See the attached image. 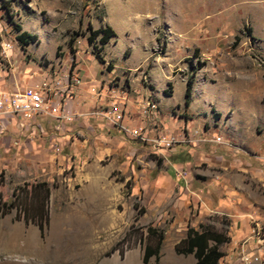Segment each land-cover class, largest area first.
Masks as SVG:
<instances>
[{
	"label": "rangeland",
	"instance_id": "rangeland-1",
	"mask_svg": "<svg viewBox=\"0 0 264 264\" xmlns=\"http://www.w3.org/2000/svg\"><path fill=\"white\" fill-rule=\"evenodd\" d=\"M88 24L114 33L103 45L88 44ZM17 25L37 37L23 50ZM6 39L11 50L3 47ZM11 54L14 71L29 59L59 61L82 75L90 68L106 85L107 102L116 94L136 104L130 115L154 99L157 126L181 139L154 152L140 139L81 119L72 122L76 145L63 140L60 152L48 151L49 137L14 134L8 144L0 137V264H127L131 258L144 264L149 226L163 240L159 258L147 264H193L174 244L188 225L210 220L230 236L219 264H264V0H0V56ZM98 108L103 111L102 105L91 110ZM85 136L97 141L95 155L82 145ZM180 155L187 164L174 160ZM88 166L107 177L103 194L90 192ZM160 175L167 181L158 186ZM33 182H47L50 190L43 232L11 204ZM201 202L208 207L198 216ZM35 243L45 250H31ZM19 245L26 255L16 251ZM248 255L259 260L241 259Z\"/></svg>",
	"mask_w": 264,
	"mask_h": 264
},
{
	"label": "built area",
	"instance_id": "built-area-1",
	"mask_svg": "<svg viewBox=\"0 0 264 264\" xmlns=\"http://www.w3.org/2000/svg\"><path fill=\"white\" fill-rule=\"evenodd\" d=\"M5 50H11V39L3 42ZM11 58L8 55L0 56V134L5 128V119L15 117L18 120L32 123L37 116H44L56 121H71L72 114L66 106L67 100L73 99L76 88L82 83L81 77L70 66L68 68L60 67L56 72H47L41 81L35 86L18 87L9 90L2 83L5 73L9 71L8 65ZM121 96L120 104H111L108 102L103 106V111L91 110L88 116L94 117L107 123L110 126L118 128L128 137L140 139L147 143L152 151L158 152L169 149L180 140L178 134L161 128H155L151 132L147 128V121L152 117H157L159 113H154V107L145 103L139 111L136 121L131 124L126 122L129 117L130 103L126 95ZM185 137V135H183ZM183 138V137H182ZM218 142H222L217 138ZM54 150L60 152V147L54 145ZM258 261L259 256H242V260Z\"/></svg>",
	"mask_w": 264,
	"mask_h": 264
},
{
	"label": "crops",
	"instance_id": "crops-1",
	"mask_svg": "<svg viewBox=\"0 0 264 264\" xmlns=\"http://www.w3.org/2000/svg\"><path fill=\"white\" fill-rule=\"evenodd\" d=\"M10 57H12V59L14 61L17 59V58L13 57V54H11ZM19 62H22V59ZM59 67H62L64 69V68H68L69 66L66 67L64 63L61 64L59 61L55 62V63L48 62L47 64H45V63L40 64L38 62H35L34 59H29L25 62V64L23 65V69L20 71H14L15 67L13 69L10 68L9 71H7V73H5L2 85L6 89H9V90L15 89L16 86H18V87L35 86L41 81L43 76L48 71H50V70L55 71ZM70 67L72 68V66H70ZM74 70L77 71L78 75L81 78L83 77L84 80L82 79L83 80L82 83L76 88L75 94H73V99L67 100L66 106L68 108V111L71 114H72L73 109L77 111V112H75L76 114H72L73 118L71 121H56L54 119H50V118H47L44 116H37L35 118V120L29 124L28 121L18 120L15 117H8L7 119H5L6 125H5V128L3 129L2 133L0 134V137L6 138L5 141H7L6 143L8 144V139H14V138H12V135H14V134L20 135V134H23V133L25 134V133L29 132L30 134L33 135L32 138H35V136H37V135H38V137L43 136L44 139H45V137L47 139L49 137L50 138L49 146H48L49 148L47 147L49 152L54 151L53 146L57 145V144L61 145V141H63V140H67L68 146H70L72 148L76 145L75 140L78 139L77 137L73 136L75 134H72V122L76 121V120L78 121L79 119H81L84 122H87V125L90 127H91V125L88 124V122H89V120H92L94 122L99 123V125H101L103 127H106V128L108 127V129H111V132H119L123 136H125V134H123V132H121L118 128L110 126L107 123L100 121L97 118L90 117L86 113L88 110H91V109H93L99 105L104 106V104H107L108 102H110L111 104H120L121 103V96L114 94L111 96V99L107 102L109 92H107L106 85L103 87L101 86L100 82L97 80V79H99V77H97V74H95V72H92V70H90V68H89V70L86 74L87 76H86V75H82L81 72L78 71V69L76 67L74 68ZM138 99L139 98L137 97V100ZM76 102H77V104H76ZM148 104L150 106H155L156 103L153 99V100H149ZM135 105H134V107H135ZM131 107H133V106H129V117L126 118V122L133 124L136 121L137 115L132 114V113L130 115V108ZM134 107H133V110L136 112V107L135 108ZM99 108L102 109V107H99ZM99 108L95 109V111H99L100 110ZM155 109L158 111L157 108H155ZM156 110L154 111V113H157ZM76 115L82 116L83 118L78 117V119H77ZM160 121H162V120H160V118H158V116L152 117L151 119H149L147 121V128L151 132H155V128H161V126H157V122H160ZM77 124H80V123H77ZM93 134L95 135V132ZM114 136L115 137L112 139L120 140V138L117 135H114ZM103 137L106 138V136H103ZM111 137L112 136H109V138H111ZM90 138H91L90 136H85V138L83 139L82 145L84 147H86L85 149H86L87 153H93V155H95L96 153H95L94 149L96 147V144H94V142L97 143V141L93 140V142L90 143ZM16 139H18V138H16ZM11 144L12 143L4 146L3 151L5 153L6 152L8 153L9 151H11V149H12ZM17 144H18V147L21 148L22 145H19V143H17ZM105 151H112V148H110V150H109V148L105 147ZM104 153H107V152H104ZM68 161H69V159H68ZM187 161H188V158L185 161H180V162H186V164H187L188 163ZM90 164H93V162H91ZM94 166L97 167V164H95ZM88 167L90 168V170H88L86 168L87 170L84 174L88 178H91V180H90L91 187L89 189L90 192L95 193V194H103L104 192H106L103 187H105V185L108 183L107 177H105L104 174L103 175L102 174L96 175L93 171L94 169L91 166H88ZM169 174L171 175V172H169ZM97 179H102V180L97 181ZM166 181H167V178L163 175H160V177L158 178V184L157 185L159 186V185L163 184V182L165 183ZM178 188L183 189V186L178 185ZM96 190H97V192H96ZM181 194L185 195V193H183L182 190H181ZM197 205L200 208V211L198 213V216H199V214H201V212H202V210H201L202 206L204 205L205 208L208 206L206 205L205 202H201L200 205L196 203V206Z\"/></svg>",
	"mask_w": 264,
	"mask_h": 264
},
{
	"label": "trees",
	"instance_id": "trees-1",
	"mask_svg": "<svg viewBox=\"0 0 264 264\" xmlns=\"http://www.w3.org/2000/svg\"><path fill=\"white\" fill-rule=\"evenodd\" d=\"M88 34L86 36L88 44H92L96 39L101 45L108 42L109 37L114 33L113 30L106 26L105 28H91L88 24ZM18 31L15 38L22 48L23 46L34 42L36 35L27 31H22L19 25L16 26ZM23 50V48H22ZM193 78L189 76L185 88V106L191 102ZM219 115V113L217 114ZM188 157L185 155L177 156L175 161H185ZM177 159V160H176ZM20 193L16 201L11 204L18 206L19 211L22 212L26 220L35 221L43 232L48 221V200H49V186L47 182H33L26 184L19 188ZM136 207V204H134ZM226 224L229 222H225ZM147 242L144 245L142 255V262L147 264L150 257L155 256L159 258V250L163 240L162 231H157L156 228L149 226L148 234L146 235ZM153 239V240H152ZM230 236L227 234L225 228H218L215 221H200L197 227L188 225L185 235L174 244V252L179 255H192L195 259L193 264H219L224 252L221 246L229 242ZM113 249H116L115 247ZM122 252V251H121Z\"/></svg>",
	"mask_w": 264,
	"mask_h": 264
},
{
	"label": "bare ground",
	"instance_id": "bare-ground-1",
	"mask_svg": "<svg viewBox=\"0 0 264 264\" xmlns=\"http://www.w3.org/2000/svg\"><path fill=\"white\" fill-rule=\"evenodd\" d=\"M11 46H12V48H13V46H14V44L12 43V41H11ZM119 96H120V95H119ZM147 103H148V98H147ZM107 216H108V215H107ZM78 217H79V216H78ZM105 217H106V216H105ZM106 219H107V218H106ZM113 219H114V218H113ZM104 220H105V219H104ZM104 220H102V221H104ZM107 220H109V217H108ZM107 220H105V221H107ZM64 221H65V220H64ZM64 221H63V222H64ZM72 221H73V220H72ZM83 221H84V218H83ZM105 221H104V222H105ZM110 221H111V220H110ZM73 222H74V221H73ZM75 222H77V221H75ZM104 222H103V224H104ZM58 223H60V222H58ZM79 223H81V222H79ZM83 223H84V222H83ZM83 223H82V224H83ZM108 223H109V222H107V224H108ZM70 224H71V222H70ZM70 224H68V225H70ZM62 225H64V224H62ZM76 225H77V224H76ZM83 225H84V224H83ZM80 226H81V224H80ZM89 226H90V224L88 225V227H89ZM71 227H72V226H71ZM85 227H87V224H86ZM55 229H56V228H55ZM62 229H63V228H62ZM75 229H76V228H75ZM81 229H84V228H81ZM89 229H90V228H89ZM18 230H19V228L17 229V231H18ZM64 230H65V229H64ZM67 230H68V229H67ZM72 230H73V229H72ZM77 230H78V229H77ZM90 230H91V229H90ZM15 231H16V229H15ZM62 231H63V230H62ZM81 231H82V230H81ZM77 232H78V231H77ZM10 233H11V231H10ZM67 233H68V232H67ZM82 233H83V232H82ZM87 233H88V232H87ZM55 234H56V233H55ZM76 234L79 235V236H80V235H81V236L83 235V234H78V233H76ZM66 235H67V234H66ZM18 236H19V238H20L21 235H18ZM73 236H74V235H73ZM84 236H85V234H84ZM87 236H88V235H87ZM91 236H92V234H91ZM14 237H15V236H14ZM14 237H13V239H14ZM34 237L36 238V236H34ZM55 237H56V236H55ZM55 237H54V238H55ZM60 237H61V236H60ZM74 237H75V236H74ZM82 237H83V236H82ZM11 239H12V238H11ZM15 239H16V237H15ZM15 239H14V240H15ZM20 239H21V238H20ZM20 239H19V240H20ZM22 239H24V237H23ZM56 239H57V238H56ZM67 239H68V238H67ZM75 239H76V237H75ZM92 239H93V238H92ZM4 240H5V239H4ZM14 240L9 242V243L11 244L10 246H13V245H12V242H13V243H17V242H14ZM32 240H33V239H32ZM38 240H39V239H38ZM72 240H73V239H72ZM0 241H1V240H0ZM17 241H18V240H17ZM25 241H27V240H25ZM30 241H31V240H30ZM36 241H37V240H36ZM36 241H35V242H36ZM84 241H85V240H84ZM86 241H87V240H86ZM90 241H92V240H90ZM94 241H95V240H94ZM39 242H40V241H39ZM52 242H53V241H52ZM56 242H59V241H56ZM87 242H89V241H87ZM7 243H8V242H7ZM54 243H55V241H54ZM73 243H74V242H73ZM73 243H71V244H73ZM82 243H83V242H82ZM38 244H39V243H38ZM75 244H76V243H75ZM78 244H79V243H78ZM83 244H84V243H83ZM21 245H22V243H21ZM35 245H37V243H35ZM76 245H77V244H76ZM90 245H91V244H90ZM90 245H89V246H90ZM15 246H17V244H16ZM26 246H27V244H26ZM31 246H33V245H31ZM40 246H41V245H40ZM40 246H39V247H40ZM79 246H80V245H79ZM94 246H95V245H94ZM94 246H93V247H94ZM39 247H38V245L35 246V247H33V248L31 247V248H32L31 250H33L34 252H40L41 250L44 249V248H43L44 246H43V247H40V248H39ZM50 247H51V246H50ZM59 247H60V246H59ZM90 247H91V246H90ZM2 248H3V247H2ZM4 248H5V246H4ZM6 248L8 249L9 246H7ZM26 248H30V247H26ZM42 248H43V249H42ZM53 248H55V247H53ZM87 248H88V247H87ZM94 248H96V247H94ZM99 248H100V247H99ZM7 249H6V250H7ZM56 249L58 250V247H56ZM77 249H78V248H77ZM83 249H85V248L83 247ZM96 249H98V248H96ZM96 249H95V250H96ZM10 250H11V248H10ZM10 250H9V251H10ZM13 250L15 251V247H14ZM26 250H27V249H25L23 246H20V245H19V247H16V251H18V252H24V253H25ZM44 250H45V249H44ZM44 250H43V251H44ZM65 250H66V249H65ZM65 250H64V251H65ZM90 250L92 251L93 249H90ZM16 251H15V252H16ZM48 251H49V250H48ZM78 251H80V250H78ZM87 251H88V250H87ZM68 252H69V251H68ZM93 252H94V251H93ZM99 252H100V251H99ZM9 253H11V252H9ZM12 253H14V252H12ZM70 253H71V252H70ZM81 253H82V252H81ZM96 253L98 254V252H96ZM96 253H95V254H96ZM100 253H101V252H100ZM77 254H78V253H77ZM82 254H83V253H82ZM86 254H87V253H86ZM86 254H85V255H86ZM91 254H92V253H91ZM21 255H22V253H21ZM25 255H26V253H25ZM74 255H75V254H74ZM83 255H84V254H83ZM92 255H93V254H92ZM27 257H28V256H27ZM50 257H51V256H50ZM63 257H64V256H63ZM92 257H93V256H92ZM39 258H40V257H39ZM65 258H66V257H65ZM81 258H82V257H81ZM81 258H80V259H81ZM87 258H88V257H87ZM43 260H44V257H43ZM72 260L74 261V259H72ZM56 261H57V260H56ZM116 261H117V259H116ZM116 261L113 260V264H117ZM58 262H59V260H58ZM60 262H61V261H60ZM62 262H63V261H62ZM80 262H81V261H80ZM82 262H83V261H82ZM82 262H81V263H82ZM19 263H20V262H18V264H19ZM68 263H69V262H68ZM77 263H79V262H77ZM137 263H138V262H137ZM137 263H136L135 259H133V258H131V259H129V260L127 261V264H137ZM63 264H64V263H63Z\"/></svg>",
	"mask_w": 264,
	"mask_h": 264
}]
</instances>
